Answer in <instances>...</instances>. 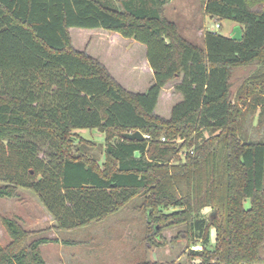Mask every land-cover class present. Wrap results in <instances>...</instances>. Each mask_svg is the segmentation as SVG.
I'll list each match as a JSON object with an SVG mask.
<instances>
[{"label": "trees", "instance_id": "1", "mask_svg": "<svg viewBox=\"0 0 264 264\" xmlns=\"http://www.w3.org/2000/svg\"><path fill=\"white\" fill-rule=\"evenodd\" d=\"M169 1L0 0V197L31 190L62 230L137 201L150 244L183 224L174 239L204 243L187 260L138 264H264V0H201L204 13L243 30L240 41L207 31L203 46L166 16ZM72 27L144 44L150 87L129 91L74 50ZM174 79L182 100L165 118L155 109ZM84 128L105 134L102 163ZM137 130L149 137H123ZM1 220L11 241L0 264H47L41 244L57 239L29 240L39 231Z\"/></svg>", "mask_w": 264, "mask_h": 264}, {"label": "rangeland", "instance_id": "2", "mask_svg": "<svg viewBox=\"0 0 264 264\" xmlns=\"http://www.w3.org/2000/svg\"><path fill=\"white\" fill-rule=\"evenodd\" d=\"M165 13L176 22L184 38L200 46L204 45L207 31L232 35L238 25L232 20H218L204 13L201 0H170ZM216 23H220L221 27L215 29ZM69 34L74 50L98 59L127 90L145 92L152 84L153 74L149 70L144 44L102 28L72 27ZM180 82L181 79H174L162 89L155 109L157 115L169 117L174 104L182 99L175 88ZM77 132L97 143L94 147L88 145L87 153L102 163L105 134L88 128ZM204 212L209 213L210 208ZM3 216L19 218L26 229L39 231L29 240L38 237L57 239L41 244V253L47 264H138L145 260L175 263L187 260V254L198 245L204 248L202 240L189 245L186 240L174 239L179 233L187 231L186 224L165 227L160 237L166 241L165 245L156 246L147 242V217L138 208L137 201H132L103 221H94L77 230L52 229L55 221L38 196L31 190L20 189L16 198L0 197V245L7 246L11 238L2 224ZM215 240L216 231L212 228L210 248L214 247Z\"/></svg>", "mask_w": 264, "mask_h": 264}, {"label": "water", "instance_id": "3", "mask_svg": "<svg viewBox=\"0 0 264 264\" xmlns=\"http://www.w3.org/2000/svg\"><path fill=\"white\" fill-rule=\"evenodd\" d=\"M232 38L234 40H242L243 38V30L241 28V25H236L233 29V32H232ZM123 137L124 138H127V139H131V140H144L145 139V135L143 134V132H141L140 130H137V131H134V132H127V133H124L123 134Z\"/></svg>", "mask_w": 264, "mask_h": 264}, {"label": "built area", "instance_id": "4", "mask_svg": "<svg viewBox=\"0 0 264 264\" xmlns=\"http://www.w3.org/2000/svg\"><path fill=\"white\" fill-rule=\"evenodd\" d=\"M220 27H221L220 23H216L215 24V29L220 28ZM216 32H218V31H216ZM145 136H146V138L149 137V135H145ZM195 250H198V251L199 250H203V246L202 245H198Z\"/></svg>", "mask_w": 264, "mask_h": 264}, {"label": "crops", "instance_id": "5", "mask_svg": "<svg viewBox=\"0 0 264 264\" xmlns=\"http://www.w3.org/2000/svg\"><path fill=\"white\" fill-rule=\"evenodd\" d=\"M149 70H150V72L153 74V70H152V68L149 66ZM154 75V74H153ZM178 80V79H177ZM170 83V82H169ZM168 83V84H169ZM168 84H166L165 86H167ZM178 94L177 95H179V96H181L182 97V94L180 93V92H177ZM180 97V98H181ZM182 100V99H181ZM181 100H179V101H181ZM178 101V102H179ZM175 105V104H174ZM155 112H156V110H155ZM171 112H172V110H171ZM170 116H171V114H170ZM170 116L169 117H167V118H170ZM166 118V117H165ZM41 248V247H40ZM46 260V259H45ZM47 263V262H46Z\"/></svg>", "mask_w": 264, "mask_h": 264}]
</instances>
